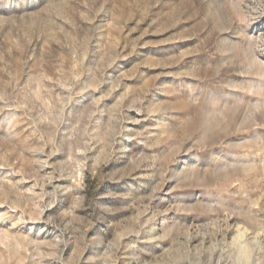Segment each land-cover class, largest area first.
<instances>
[{
    "label": "rangeland",
    "instance_id": "rangeland-1",
    "mask_svg": "<svg viewBox=\"0 0 264 264\" xmlns=\"http://www.w3.org/2000/svg\"><path fill=\"white\" fill-rule=\"evenodd\" d=\"M237 225L264 264V0H0V264H238Z\"/></svg>",
    "mask_w": 264,
    "mask_h": 264
},
{
    "label": "bare ground",
    "instance_id": "bare-ground-1",
    "mask_svg": "<svg viewBox=\"0 0 264 264\" xmlns=\"http://www.w3.org/2000/svg\"><path fill=\"white\" fill-rule=\"evenodd\" d=\"M234 233L235 235L232 241L235 245H237L239 257L241 259L238 264H241L240 262L244 261V259L247 257L248 249L252 245H255L258 247L260 244V241L256 235L251 236V233L249 232V230L242 225H237L234 230ZM244 263L246 262H243V264Z\"/></svg>",
    "mask_w": 264,
    "mask_h": 264
}]
</instances>
